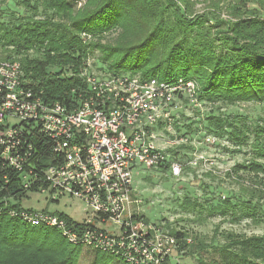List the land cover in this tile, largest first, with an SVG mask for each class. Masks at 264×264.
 <instances>
[{
  "label": "trees",
  "instance_id": "1",
  "mask_svg": "<svg viewBox=\"0 0 264 264\" xmlns=\"http://www.w3.org/2000/svg\"><path fill=\"white\" fill-rule=\"evenodd\" d=\"M15 5L24 15H0V58L18 60L26 81L46 101L74 106L90 95L86 58L90 49H98L100 72L165 82L192 79L200 104L258 103L261 113L252 121L239 115L206 117L215 136L227 135L237 151L248 144L254 154L231 168L248 198L224 199L209 207V215L230 212L234 221L264 220L254 202L264 198V0H84L78 9L69 0H16ZM115 29L121 33L114 45L86 44L79 38ZM21 125L20 147L8 156L0 153V264H79L83 246L70 244L54 227L30 225L9 213L23 209L18 202L28 193L47 190L46 169L62 161L55 141L40 126ZM174 125L176 131L182 127L178 117ZM167 152L178 160V148ZM243 176L249 184L241 183ZM184 204L203 208L189 199ZM169 231L178 240V254L210 249L213 256L200 258L201 264H264V233L214 230L212 238L222 242L213 244V239ZM92 251L91 264H121L110 253Z\"/></svg>",
  "mask_w": 264,
  "mask_h": 264
},
{
  "label": "built area",
  "instance_id": "2",
  "mask_svg": "<svg viewBox=\"0 0 264 264\" xmlns=\"http://www.w3.org/2000/svg\"><path fill=\"white\" fill-rule=\"evenodd\" d=\"M84 75L91 94L66 106L44 100L24 78L18 60L0 58V153L8 156L20 147L22 122L40 126L62 155L60 163L46 169L44 191L52 200L66 195L86 204L81 228L51 212L9 213L30 225L54 227L70 244L110 253L121 264L174 263L178 240L165 222L151 223L140 213L132 179L143 166L166 168L171 177L181 174V162L170 159L158 140L182 141L176 137L175 117L184 102L200 104L197 84L185 78L165 82L109 72Z\"/></svg>",
  "mask_w": 264,
  "mask_h": 264
},
{
  "label": "rangeland",
  "instance_id": "3",
  "mask_svg": "<svg viewBox=\"0 0 264 264\" xmlns=\"http://www.w3.org/2000/svg\"><path fill=\"white\" fill-rule=\"evenodd\" d=\"M69 1L76 9L82 8L84 4V0ZM15 2L16 0H9L2 4L0 1V15L3 19H7L11 12L24 15L23 9L16 6ZM120 33L121 30L115 29L99 36L80 34L79 38L86 44L114 45L119 40ZM128 38L130 37L124 36V39ZM100 57L101 52L98 49H90L86 62L92 74H100L98 70L101 66ZM260 113V105L254 102L234 105L204 102L198 106L184 102L177 112L178 122L182 127L177 131L176 137L182 141L178 140L179 143L171 145L166 142L168 138L161 137L158 140V144L167 148L166 150L178 148L179 155L176 157L182 164V172L178 177H171L162 169H147L144 166L139 168V173L134 174L132 179L131 194L136 192L138 199L141 200L138 206L140 213L151 223L160 225L159 223L163 221L168 228L204 238L206 242L213 239V244L222 242L219 238H212L215 236L214 230L219 232L227 230L246 236L263 234L264 220L258 223L249 218L234 221L230 212L224 216L209 215V207L224 199L239 202L248 198L240 188V182L231 174V168L235 164L246 162L254 154L248 144L237 151V145L227 135L215 136L206 123V117L210 114L239 115L252 121ZM249 136L250 141L252 134ZM171 141L175 142V139L172 138ZM193 160L197 162L195 166L190 163ZM241 178L242 184H249L247 176ZM184 199L199 202L203 206L202 210L186 206ZM263 199L256 198L254 202L264 211ZM18 204L26 210L62 213L76 222H81L86 217V204L83 201L66 195L58 197V200H52L48 191L30 192L21 198ZM107 228L111 229L110 222L107 223ZM58 233L62 237L59 231ZM212 256L210 249H207L199 254H175L172 261L178 264H201L200 258L208 261ZM92 260V249L83 247L79 264H91Z\"/></svg>",
  "mask_w": 264,
  "mask_h": 264
}]
</instances>
